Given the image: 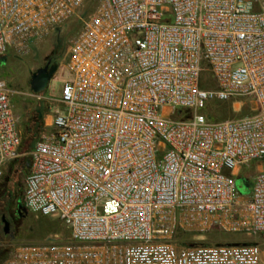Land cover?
I'll return each mask as SVG.
<instances>
[{"label": "built area", "instance_id": "built-area-1", "mask_svg": "<svg viewBox=\"0 0 264 264\" xmlns=\"http://www.w3.org/2000/svg\"><path fill=\"white\" fill-rule=\"evenodd\" d=\"M69 22L81 30L58 97L31 93L56 109L28 153L22 206L71 242L25 245L4 264H264L256 244L173 240H264V0H0V58ZM210 102L249 113L211 121ZM20 145L0 81V178Z\"/></svg>", "mask_w": 264, "mask_h": 264}, {"label": "rangeland", "instance_id": "rangeland-1", "mask_svg": "<svg viewBox=\"0 0 264 264\" xmlns=\"http://www.w3.org/2000/svg\"><path fill=\"white\" fill-rule=\"evenodd\" d=\"M81 30V24L69 22L57 28L52 34L39 40L30 41L24 46L17 45L9 48L3 56L5 63H0V81L5 84L10 94L12 111L17 119L20 134L24 133L26 126L32 123L41 124L39 136L49 131L50 114L54 112L56 106L49 109L43 104L37 103L31 96L29 89L30 75L42 64L45 57L51 56L57 65L56 71L49 81L45 92L53 97H58L62 82L67 79L65 69L66 54L71 41ZM42 109L39 117V109ZM249 105L241 106L230 103L210 102L204 109V113L210 115L211 121H223L228 119H238L248 114ZM18 159L11 162L3 176L0 184L8 174L11 164L16 162L14 167L20 168L24 165V159L30 157L27 152L21 153ZM29 169L22 170L18 178L20 188L23 190L24 180ZM239 193L242 197L249 195V189L244 183L238 184ZM20 200V199H19ZM4 201H0V216L5 214L3 209ZM18 200L12 202L13 210L17 208ZM3 224L0 222V264H4L13 253L25 245H35L45 242H71L69 230L56 218L45 217L21 212L20 216L14 219V226L11 229L13 237L5 236L2 231ZM173 240L178 247L182 246H213V245H250L256 244L260 248L261 257L264 260V240L257 235H247L242 233H225L213 230L203 235H190L178 232Z\"/></svg>", "mask_w": 264, "mask_h": 264}, {"label": "trees", "instance_id": "trees-1", "mask_svg": "<svg viewBox=\"0 0 264 264\" xmlns=\"http://www.w3.org/2000/svg\"><path fill=\"white\" fill-rule=\"evenodd\" d=\"M39 117L41 114L42 109L39 110ZM249 113V108H248ZM247 115V114H246ZM245 116V115H244ZM188 118L187 114H183L181 110H177L174 114V119L182 120ZM41 124L32 123L31 125L26 126L24 133L21 136V145L19 148L20 153H29L33 150L36 141L39 138ZM16 162L11 164L10 170L8 174L4 177L3 182L0 184V201H11L14 200H21L23 196V190L20 188L18 183V178L20 173L22 174L23 168L29 169L30 167V160L24 159V165L22 164L20 168H15ZM58 220V219H57ZM212 232V231H211ZM58 242V241H53ZM46 243V242H45ZM64 243V242H58ZM70 243V242H67Z\"/></svg>", "mask_w": 264, "mask_h": 264}, {"label": "water", "instance_id": "water-1", "mask_svg": "<svg viewBox=\"0 0 264 264\" xmlns=\"http://www.w3.org/2000/svg\"><path fill=\"white\" fill-rule=\"evenodd\" d=\"M55 71H56V68L52 67L50 68L49 71H47L46 69H38L36 72L32 73L30 76V80H29L30 91L34 94L45 91ZM240 183H241V180H237V184H240ZM17 210L22 211L24 213L27 212V210L22 206L21 200H18ZM1 221L3 223V234L7 235L9 233L8 223L4 220L3 217Z\"/></svg>", "mask_w": 264, "mask_h": 264}, {"label": "flooded vegetation", "instance_id": "flooded-vegetation-1", "mask_svg": "<svg viewBox=\"0 0 264 264\" xmlns=\"http://www.w3.org/2000/svg\"><path fill=\"white\" fill-rule=\"evenodd\" d=\"M6 60L4 57L0 58V63H5ZM55 67L57 68V65L53 62V58L51 56H47L44 58L42 64H40L34 72H36L38 69H46L47 71L50 70V68ZM32 72V73H34ZM31 76V75H30ZM3 209L6 211L5 214H2L0 216V222L2 223L1 219L2 217L4 218V220L8 223V228H9V233L5 236H10L13 237V234L11 232L12 227L14 226V219L16 218V216H20L22 211H18L17 208L14 211L13 207H12V202L11 201H4L3 204ZM3 224V223H2ZM2 231H3V226H2Z\"/></svg>", "mask_w": 264, "mask_h": 264}, {"label": "crops", "instance_id": "crops-1", "mask_svg": "<svg viewBox=\"0 0 264 264\" xmlns=\"http://www.w3.org/2000/svg\"><path fill=\"white\" fill-rule=\"evenodd\" d=\"M49 112V111H48ZM15 116V115H14Z\"/></svg>", "mask_w": 264, "mask_h": 264}]
</instances>
